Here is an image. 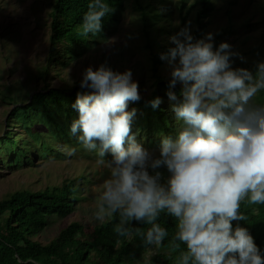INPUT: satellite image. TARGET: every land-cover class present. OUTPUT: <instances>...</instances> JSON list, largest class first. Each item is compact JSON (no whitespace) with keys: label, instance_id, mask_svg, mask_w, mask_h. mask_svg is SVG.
<instances>
[{"label":"clouds","instance_id":"1","mask_svg":"<svg viewBox=\"0 0 264 264\" xmlns=\"http://www.w3.org/2000/svg\"><path fill=\"white\" fill-rule=\"evenodd\" d=\"M80 25L83 35L102 31V19L114 9L106 0H91ZM190 23L170 37L175 45L161 55L171 67L166 95L178 128L163 136L159 155L137 143L132 132L141 97L131 70L113 71L107 64L84 70L73 109L78 118L70 132L77 142L107 164L110 177L101 185L94 217L100 223L118 215L114 232L140 235L144 245L159 248L168 230L157 223L161 213L176 219L169 241L178 251L175 264H264V254L246 227L241 202L264 204V62L255 73L233 68L246 62L222 42L214 50L213 34L195 39ZM180 85L179 93L174 91ZM159 97L150 101L153 108ZM69 157L76 149L63 147ZM110 160H105L106 155ZM160 168L170 174L162 183ZM147 224L146 231L130 226ZM181 244L186 250H180Z\"/></svg>","mask_w":264,"mask_h":264},{"label":"rangeland","instance_id":"2","mask_svg":"<svg viewBox=\"0 0 264 264\" xmlns=\"http://www.w3.org/2000/svg\"><path fill=\"white\" fill-rule=\"evenodd\" d=\"M184 0H142L143 5H150L148 17L152 18L153 27L150 28V38L158 41L161 33L156 32V28L163 27L173 34H165L159 40V47L168 45L170 37L190 23V32L195 28V16L199 7L191 8L197 0H185V9H180ZM123 8L120 11L119 20L111 27L105 29L107 40L100 39L95 47L89 48L80 57L67 59L61 56L58 62H54L50 67L47 78H52L48 84L53 88L71 89L77 86L82 80L84 70L92 67L96 70L101 64H107L113 71L125 72L131 70L132 79L140 86V94L143 97L150 96L152 91V56L146 38L143 34V23L140 11L135 7L133 0H122ZM264 0H212L213 9L210 16L205 20L206 26L202 33V38L208 33L213 34L214 50L216 48V37L224 31L231 30L228 36H222L220 40L232 46L234 52L240 53L246 62L234 58L233 68H245L254 72L251 68L261 40L262 26L261 6ZM183 10V12H182ZM49 0H0V132L5 128L6 122L15 108H24L29 105L30 97L35 89H41L45 85L40 78L41 68L45 66L49 48V23L50 17ZM182 12V14H181ZM188 13L183 21V16ZM248 24L253 27L247 29ZM166 33V32H164ZM201 38V39H202ZM156 51V50H155ZM161 55L167 51L160 50ZM161 60V58H160ZM157 66V72L165 79H171V67L166 60H161ZM60 77L58 79L57 77ZM167 93V92H166ZM12 97L14 105L8 100ZM166 99L169 101L168 96ZM170 102V101H169ZM161 110L166 114L164 104H159ZM136 109V115L132 122V132L137 136V143H140L159 155L158 142L163 136H170L169 129L154 122L148 124L153 118H138L141 113L134 102H130L128 110ZM30 119L33 124H41L50 133H54L53 125L42 120L39 114ZM168 126L172 129V135L176 136L178 127L174 113L167 109ZM148 115L147 113H145ZM78 118V112H77ZM15 116H18L14 119ZM152 117V116H150ZM11 120L14 133H21L26 129L28 121L23 117V111L14 114ZM166 121V123H167ZM148 124L151 133L148 134L142 129V125ZM18 126V127H17ZM24 129V130H23ZM163 133L157 134L159 130ZM27 131V130H25ZM24 136L21 135V139ZM21 141V140H20ZM23 141V140H22ZM67 143V142H66ZM58 146V143L54 145ZM65 146V144H64ZM56 149V148H55ZM53 149V151L55 150ZM82 153L65 159L55 158L53 155L44 159L34 158L27 162L23 157L19 158V165H8L10 160L8 155H3L4 163L0 168V200H3L16 191L36 192L46 188L60 187L65 180L85 177L79 192L80 199L76 204V211L65 219L50 220L49 226L34 240L41 244L50 242L58 232L72 222L79 221L84 225L93 228L100 223L94 217L95 201L101 191V185L110 177V170L107 164L98 163L95 158L97 154L81 148ZM35 156V151H31V158ZM30 158V157H28ZM60 159V160H58ZM111 155H107L105 160H110ZM162 173V183H166L169 173L166 168L158 169ZM107 221V220H106ZM158 248L150 247L145 255V260L157 254ZM169 264H172L171 262Z\"/></svg>","mask_w":264,"mask_h":264},{"label":"trees","instance_id":"3","mask_svg":"<svg viewBox=\"0 0 264 264\" xmlns=\"http://www.w3.org/2000/svg\"><path fill=\"white\" fill-rule=\"evenodd\" d=\"M133 1L135 7L140 11L143 23L142 31L151 51L153 72L150 96L143 97L140 94L139 86L141 99L134 102L142 112L138 118L147 117V120L153 118L147 122L148 124L158 118V123L164 127V130L168 127L170 136L175 138V135L171 134L172 129L169 128L167 121L169 115L167 109L171 110V102L166 99V92L171 79H165L157 72V65L161 64L160 50L163 49L168 52L170 48L175 46L168 43V45L159 47L158 41H161V36L172 35L173 32L158 27L156 32L161 33L158 37L159 40L157 41V38L151 39L150 28L154 26L152 18H155L156 15L148 17L149 10H152L150 5L144 6L142 0ZM90 2L91 0H49V48L45 66L41 68L42 72L40 73V78L45 85L43 88L35 89L32 92L27 107L15 108L12 111L5 128L0 132V168L1 163L6 161L2 158L3 155L9 156L10 160L6 162L8 165L18 166L20 157H23L27 162H31L34 158L42 160L52 155L55 158L65 159L68 156L63 151L64 144L74 147L76 152L82 153L81 148L83 146L77 142V136L80 133L72 135L70 127L73 120L77 119V111L72 107L77 93L87 91V89H81L80 83L71 89L53 88L48 84L52 78H47V76L52 64L59 61L58 56L61 55L59 46L64 51L61 56H66L70 60L80 57L89 48L95 47L100 39L103 42L107 40L105 29L111 27L110 31H112L113 25L118 22L120 11L123 8L122 0H106L109 7L114 11L102 19V31L96 34L83 35L80 25ZM197 2L190 7V10L199 7L195 16V28L192 32V36L198 40L202 38L206 26L205 20L211 15L213 4L212 0H197ZM185 6L184 0L180 9L183 8L184 10ZM261 11V43L251 66L254 68L253 73H255V64L264 62V3L261 6ZM187 15L188 13L184 14L183 21ZM251 27L253 24L246 26L247 29ZM178 31H174V34ZM230 32L231 30L224 31L216 37V47L222 43L220 38L228 36ZM57 78L60 79L59 76ZM173 90L179 93L180 85L178 84ZM157 97L163 102L166 114L161 110L160 105L156 108L151 106L150 101ZM8 100L14 105L18 103L12 97H9ZM254 103H264V90L257 94ZM40 110H43L39 114L40 118L53 125L54 133H50L41 124H33L30 118ZM22 111L24 119L28 121L25 129L27 131L23 129L24 131L21 133H14V125L11 120L18 117L15 116L12 119L14 114ZM148 124L142 125L140 132L144 130L150 134V128H147ZM177 128L175 127L176 131ZM161 133L163 130L160 129L157 134ZM21 135L25 139H21ZM135 137L137 140L136 135ZM160 141L161 139H156L155 142L158 143L155 146L159 147ZM56 143L58 146L54 147ZM53 149L55 150L53 151ZM31 151H35L33 158H31ZM95 158L98 159L97 156ZM84 180L85 177L82 176L67 179L60 187L46 188L36 192L16 191L7 198L0 200V264H169L170 262L175 264L176 256L179 253L172 251L169 241L175 231L176 219L166 213H161L157 223L168 230L169 236L158 248L159 252L148 260H145V255L152 246L146 247L140 235L134 234L131 238H127L120 237L114 232L115 224L119 222L118 215L96 228L84 225L79 221L72 222L63 227L47 244H41L34 240L46 230L50 220L65 219L76 211V204L80 199L79 192L82 189V185L76 183ZM240 213L247 219L233 222V227L237 223L246 227L264 254V204H250L244 200L240 205ZM130 226L144 231L150 227L138 222H132ZM180 250H186V246L181 244Z\"/></svg>","mask_w":264,"mask_h":264}]
</instances>
